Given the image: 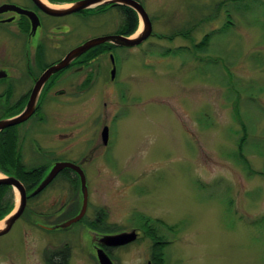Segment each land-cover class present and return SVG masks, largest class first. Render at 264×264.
<instances>
[{
    "label": "rangeland",
    "instance_id": "1",
    "mask_svg": "<svg viewBox=\"0 0 264 264\" xmlns=\"http://www.w3.org/2000/svg\"><path fill=\"white\" fill-rule=\"evenodd\" d=\"M61 1L56 4L78 0ZM139 1L153 36L116 50L118 88L110 81V51L92 48H99L96 87L41 108L43 118L25 138L24 163L47 167L42 179L54 162H83V223L57 231L38 225L61 224L81 207L79 179L74 183L75 172L61 170L0 236V264H47L51 252L65 247L68 264H98L90 233L131 229L139 232L135 241L105 250L114 264H158L161 248L163 264H264V153H258L264 151V0ZM237 6L244 16L232 10ZM86 20L67 19L71 28L61 33L70 45L119 30L123 12ZM141 28L138 20L125 37ZM206 35L207 52H195ZM4 46L10 58L11 44ZM71 78L73 87L78 76ZM241 123L247 128L242 152ZM30 145L39 151L33 155ZM7 153L9 161L0 157V176H14L16 153ZM20 177L26 192L40 183ZM3 203L6 214L17 205L11 187ZM99 213L109 233L92 227ZM153 241L161 246L153 248Z\"/></svg>",
    "mask_w": 264,
    "mask_h": 264
},
{
    "label": "flooded vegetation",
    "instance_id": "2",
    "mask_svg": "<svg viewBox=\"0 0 264 264\" xmlns=\"http://www.w3.org/2000/svg\"><path fill=\"white\" fill-rule=\"evenodd\" d=\"M59 2L65 1H50V3ZM112 9H115L118 12H123L122 25L124 24L125 30L119 32L117 29L115 32L108 35L127 36L124 33L130 29L131 21L128 20L129 17L125 11L128 9L131 10V8L123 4L108 3L98 5L82 12H76L64 16H51L41 11L33 0H0V108L4 110L3 114L0 115V119L10 118L22 112L23 108L28 103L34 85L42 74L49 67L60 62L72 49L78 47L87 40L93 39L90 38L81 41L80 43L70 45L66 40L65 35L61 33V31H66L71 28L70 23L67 21L69 17L79 16L84 21H87L86 19H88V17L105 14ZM131 11L134 12L133 10ZM34 18H36L38 22L35 28H33L32 23ZM9 43L12 46L10 58H8L4 46V44ZM99 47L106 48L110 51L108 55L112 65L109 70L110 81L114 88H118V82L116 81L119 79L116 74L117 60L114 61L116 56L114 58L113 56L115 55L116 50H126L128 48H114L107 44ZM56 53L57 56L55 57ZM86 55L87 54L81 56L73 62V65L71 63L68 68L59 71L47 80L39 95L35 113L26 121L16 126H12L9 128L10 130H5L0 134V137L3 136L5 143H7L15 133L14 136L16 141L19 140L18 143H21V150L24 152L26 149L24 143L26 142L25 138H27V135L29 134L28 132L33 130L34 125L40 122V119L43 118L41 108L48 104H61L63 101L71 99L77 95L73 93L79 92L80 94L96 87L101 76L100 68L96 66L98 60L93 57L89 58ZM111 58H113L114 62ZM92 59L93 61H88ZM113 66H115V72L114 76L111 77ZM71 72L72 74H70ZM71 76H78L73 87L71 86ZM115 77L117 79H115ZM13 108L14 110H12ZM5 109H7L6 112ZM30 122H33L31 126L26 128L24 130L25 132H21L19 128ZM32 145H30L29 151L34 155L39 150ZM55 163L56 162H54V164ZM81 167L83 169V166ZM46 171L47 168L45 172ZM83 172H85L84 169ZM21 184L24 187L22 182ZM83 220L84 218L80 221L83 223ZM99 222L101 221H98V219L94 220L92 227L94 228L97 224L99 225ZM137 235H139V232ZM67 249L68 248L65 247V249L51 252L47 257V264H68L70 250ZM110 249L113 248L105 247L106 251Z\"/></svg>",
    "mask_w": 264,
    "mask_h": 264
},
{
    "label": "water",
    "instance_id": "3",
    "mask_svg": "<svg viewBox=\"0 0 264 264\" xmlns=\"http://www.w3.org/2000/svg\"><path fill=\"white\" fill-rule=\"evenodd\" d=\"M33 2L38 5L41 11L51 16H64L108 3L119 5L123 4L130 7L136 13L142 28L140 31H137L138 33L136 32L130 37L120 35L100 36L87 40L78 47L72 49L60 62L49 67L42 74V76L34 85L28 103L22 112L10 118L0 119V132L6 128L16 126L26 121L36 110L38 97L47 80L52 75L69 67L71 63L82 54L94 47L103 44H108L114 47L132 48L140 45L143 41L153 35L151 21L147 12L144 10L143 6L135 0H78L69 4L61 3L58 5L56 3H50L46 0H33ZM32 23L33 28H35L38 24L37 19L34 18ZM111 59L113 61V58ZM114 72L115 66H113L111 77L114 76ZM101 137L103 144H106L108 138V128L104 127L102 129ZM64 169H71L78 175V179L80 181L81 207L74 217L69 218L61 224L47 226L38 223V225L48 231L65 230L82 219L86 213L88 204V189L85 175L80 165H75L74 163L70 162H56L54 165H52L51 169L41 180L39 185L30 192H26V189L22 186L21 182H19V180H17L14 176H7L3 174L0 176V185L10 186L18 196L17 205L8 214L0 219V236L7 234L11 230L14 223L20 218L26 207L27 199L34 197L39 192H41L45 187H47V185H49L54 177ZM90 236L92 241L91 244L93 245L94 249H96V258L98 264H114L109 255L106 253L105 247L114 248L128 245L136 240L137 233L135 229H131L129 231L117 232L115 234L90 233Z\"/></svg>",
    "mask_w": 264,
    "mask_h": 264
},
{
    "label": "trees",
    "instance_id": "4",
    "mask_svg": "<svg viewBox=\"0 0 264 264\" xmlns=\"http://www.w3.org/2000/svg\"><path fill=\"white\" fill-rule=\"evenodd\" d=\"M232 10L235 11V12H237V13H241L240 15H243L244 16V14H242V11L239 9L238 6L236 8L234 7ZM125 13L128 15V17H129L128 20L131 21V25H130V29L128 31H126V33H124V34L130 35V34H132L136 30L137 23H138V19H137L136 14L134 12H132L131 10H129V9L126 10ZM124 28H125V26L123 24L119 28V32L124 31L125 30ZM182 31H183V33H187V28H184ZM182 31L181 32L178 31L176 34H182ZM210 44H211V35H206L203 38V40L197 46H194L195 47L194 50H195V52L197 51V52H199L201 54H204V53L207 52ZM112 47H114V46H112ZM98 50H99V48L94 49V50H90V51L87 52V55L86 56L89 57V58L95 57V55L99 54ZM179 52L181 53L180 50H179ZM176 54H178V53H176ZM235 112L239 116V112H238V110L236 108H235ZM240 122H241V118H240ZM241 126H242V128H243L244 131L247 129L246 126L243 125L242 123H241ZM5 130H10V129L8 128V129H5ZM5 130H3V131H5ZM2 132H0V134ZM14 134L8 140L7 143H5V142L4 143H1L4 140V138H3V136L0 137V157H2L5 160L9 161V158L6 157L7 155H9V153H7V152L8 151H14L16 153V155H15V161L12 162V163H14V165H13V174H14V176H16L17 179H19L22 182V179H21L20 176H28V175H30V176H32V178H35L34 181H33V184H37V183L41 182L42 176L44 175L45 170H46L47 167L43 166V167L37 168V167H34V166L33 167L32 166H29L26 163H24V160L22 158L23 151L21 150V146L22 145H21V143H18L19 140L16 141V138H15ZM245 138H246V131H245L244 137L240 140V148H239L240 149V152H242V148H243V144L245 142ZM12 142H13V147L14 148L13 149H10ZM258 153H259V155H263L264 151L263 150H258ZM241 160L244 162L245 165H248V162H247L246 159H242L241 158ZM3 171L6 174L7 173L8 174H12V173H10V170L9 169L3 170ZM66 171L69 174H72L71 173L72 172L71 170H67L66 169ZM73 176L76 177L75 178L76 180L75 181L73 180V182L74 183L75 182H78L77 181V178H78L77 175H73ZM22 183H24V182H22ZM9 188H10L9 186L0 185V199H1L2 195L4 193H6V190H8ZM7 208H9V207H7ZM4 210H5L4 209V203L3 204H0V219L10 210V208L9 209H6V211H4ZM96 218L98 219V221H101V222H99V224L101 223L103 226L100 227V225L97 224L94 228L95 229H98L99 231H103L104 233L105 232H108L109 233L110 232L109 231V227L106 228L104 226V224H103V220H102L103 214L101 215V213H99V214L94 215V220H97ZM156 223H157V221L155 220V223L154 224H156ZM159 223H160L159 225H161V222H159ZM150 229L153 230L152 227ZM155 231H150V233L151 234H153V233L155 234L156 233ZM156 242L157 241H153V248L155 247V244L161 246V243L160 242L159 243H156ZM159 251H160L159 252L160 254L158 256H156V260H158V264H163L164 261H163V257H162V251H163L162 248Z\"/></svg>",
    "mask_w": 264,
    "mask_h": 264
}]
</instances>
